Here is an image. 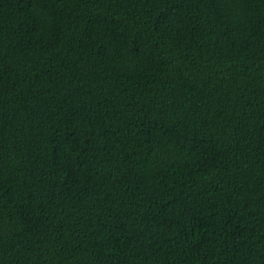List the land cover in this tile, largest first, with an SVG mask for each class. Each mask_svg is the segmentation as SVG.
Returning a JSON list of instances; mask_svg holds the SVG:
<instances>
[{"label": "trees", "instance_id": "trees-1", "mask_svg": "<svg viewBox=\"0 0 264 264\" xmlns=\"http://www.w3.org/2000/svg\"><path fill=\"white\" fill-rule=\"evenodd\" d=\"M0 264H264V0H0Z\"/></svg>", "mask_w": 264, "mask_h": 264}]
</instances>
